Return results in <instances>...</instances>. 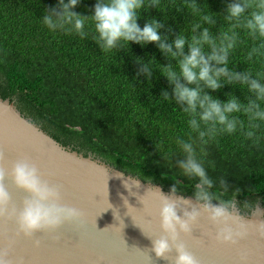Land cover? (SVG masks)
I'll return each mask as SVG.
<instances>
[{
  "label": "trees",
  "instance_id": "obj_1",
  "mask_svg": "<svg viewBox=\"0 0 264 264\" xmlns=\"http://www.w3.org/2000/svg\"><path fill=\"white\" fill-rule=\"evenodd\" d=\"M232 2L197 0L218 14L216 26L210 29L213 35H218L220 27H227L222 17ZM58 3L59 0H0V81L7 83L11 99L43 129L78 148L92 151L143 179L195 194L191 186L195 181L178 175L176 166L180 150L175 141L177 137L187 139L188 117L175 104L172 87L158 68L175 61L166 59L154 43H131L102 53L92 40L91 22L85 25L89 35L84 39L62 31L52 32L41 19L46 9ZM96 3L97 0H79L73 10L90 16ZM182 4L183 0H160L161 11L155 7L142 10L138 24L143 28L150 18L158 19L165 25L160 34L167 36L170 43L180 31L190 35L187 23L193 17L187 9L178 12L174 8H182ZM240 35L243 43L230 55V70L242 73L250 68L254 74L264 72V57H254L249 62L247 52L253 41L243 30ZM153 58L151 79L138 76L143 63ZM165 90L172 101L161 98ZM226 93L234 94L245 104L246 97L251 96L239 85L226 84L219 91L209 90L222 102L228 99ZM258 135L261 139L257 146L239 133L218 137V142L209 146L206 158L215 168L207 163L206 167L211 178L223 177L227 181L229 196L239 188L236 198L241 203L255 197L264 205V124Z\"/></svg>",
  "mask_w": 264,
  "mask_h": 264
},
{
  "label": "clouds",
  "instance_id": "obj_2",
  "mask_svg": "<svg viewBox=\"0 0 264 264\" xmlns=\"http://www.w3.org/2000/svg\"><path fill=\"white\" fill-rule=\"evenodd\" d=\"M78 3L79 0H69L67 3L59 0L56 7L45 10L41 19L43 25L52 32L62 31L84 39L89 35L85 25L91 22L94 29L92 40L102 53L125 48L131 43L141 46L154 43L166 59L175 61L166 66L159 65L158 68L172 87L175 104L188 117L187 139L177 137L175 141L180 150L176 166L178 175L195 181L191 186L195 190L196 202L177 198L175 188L172 189L171 197L161 194V190L156 187L148 190H155L159 194L160 228L163 233L153 239L142 229L152 240V247L146 256L148 264H152L150 252H154L157 259L169 260L171 264H201L181 237H191L202 217H206L216 229L214 234L206 232L204 235L217 242L237 246L250 234L264 240V219H260L264 217V210L259 207V203L243 204V209L253 217L246 219L240 214L236 203L241 190L236 188L229 196L227 181L223 177L214 180L206 167L207 163L215 168V164L206 158L209 146L218 142V137L239 133L253 146L260 143L258 132L264 124V72L254 74L250 68L242 73L230 70L229 59L237 45L243 43L240 30L253 41L247 52V60L253 62L254 57H264V0H234L229 3L227 14L222 17L227 27H220L218 35H213L210 30L216 26L215 17L218 14L210 12L206 4L202 6L197 0H183L182 8H174L178 12L187 9L193 17L187 23L190 24V35L180 31L171 43L167 36L160 34L165 25L158 19L150 18L143 28L138 24L142 10L155 7L161 11L160 0H97L94 14L90 16H83L73 10ZM154 61V58L148 63L138 61L143 63V67L137 75L143 74L150 80ZM226 84L246 88L251 94L246 97L247 103H241L230 93L225 94L228 96L226 102L209 94V90L219 91ZM161 98L172 101L166 90L162 92ZM4 160L5 155L0 152V165ZM7 178L8 173L0 166V219L14 220L19 234L24 237L33 238L38 232L56 231L65 224L83 221L84 213L76 207L64 205L60 189L43 180L38 167L29 159L18 160L11 170L15 186L29 193V197L23 200L22 208L13 204L5 186ZM217 184L219 187H216ZM132 185L140 186L139 181L133 179L125 187L131 192ZM213 200L219 201V205L213 204ZM124 203L128 212L135 209L128 204L127 199ZM178 210L183 212V217L177 214ZM197 242L201 246L204 244L202 239H197ZM173 250L175 256L171 255ZM9 251L10 248L0 251V264H10ZM241 264H246L243 257Z\"/></svg>",
  "mask_w": 264,
  "mask_h": 264
},
{
  "label": "water",
  "instance_id": "obj_3",
  "mask_svg": "<svg viewBox=\"0 0 264 264\" xmlns=\"http://www.w3.org/2000/svg\"><path fill=\"white\" fill-rule=\"evenodd\" d=\"M0 152L5 155L0 166L8 173L5 186L17 208H22L29 193L15 186L11 170L18 160L27 158L38 167L43 180L60 189L64 205L84 213L83 221L78 224L38 232L33 238L19 234L14 220L0 219V251L10 248V264H148L146 256L152 240L146 235L153 239L163 235L159 194L148 190L156 187L161 194L171 197L172 189L116 167L43 129L19 109L4 81H0ZM133 179L140 186L132 185L130 192L125 184H131ZM175 196L196 202L195 194L176 191ZM125 199L135 209L128 212ZM257 202L264 210L258 198L247 203ZM212 203L219 205V201ZM236 203L241 215L253 219L243 209L244 203L237 198ZM177 214L183 217L182 211L178 210ZM215 231L210 221L202 217L191 237H181L201 264H241L242 257L246 264H264V240L257 235L250 234L232 246L204 235ZM197 239L204 241L203 246ZM149 255L152 264H171L169 260L157 259L154 252ZM171 255H176L175 250Z\"/></svg>",
  "mask_w": 264,
  "mask_h": 264
},
{
  "label": "rangeland",
  "instance_id": "obj_4",
  "mask_svg": "<svg viewBox=\"0 0 264 264\" xmlns=\"http://www.w3.org/2000/svg\"><path fill=\"white\" fill-rule=\"evenodd\" d=\"M89 152V151H88ZM90 152H92V151H90ZM93 153V152H92ZM95 154V153H94ZM96 155V154H95ZM99 156V155H98ZM99 157H101V156H99ZM103 158V157H102ZM104 159V158H103ZM106 160V159H105ZM108 162V161H107ZM134 174V173H133ZM136 175H138V174H136ZM139 176V175H138ZM141 177V176H140ZM154 181V180H153ZM156 182H159V183H161L160 181H156ZM165 188H169V189H173V188H175L173 185H165V184H163V183H161ZM176 189V188H175ZM176 191L177 192H179L177 189H176ZM181 193V192H180Z\"/></svg>",
  "mask_w": 264,
  "mask_h": 264
},
{
  "label": "flooded vegetation",
  "instance_id": "obj_5",
  "mask_svg": "<svg viewBox=\"0 0 264 264\" xmlns=\"http://www.w3.org/2000/svg\"><path fill=\"white\" fill-rule=\"evenodd\" d=\"M249 201V200H248Z\"/></svg>",
  "mask_w": 264,
  "mask_h": 264
}]
</instances>
